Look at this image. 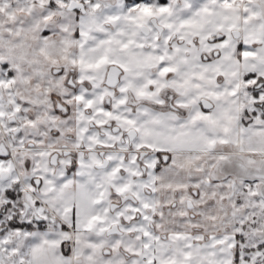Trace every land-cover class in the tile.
Segmentation results:
<instances>
[{
    "label": "snow or ice",
    "instance_id": "6c2138e0",
    "mask_svg": "<svg viewBox=\"0 0 264 264\" xmlns=\"http://www.w3.org/2000/svg\"><path fill=\"white\" fill-rule=\"evenodd\" d=\"M0 264H264V0H0Z\"/></svg>",
    "mask_w": 264,
    "mask_h": 264
}]
</instances>
